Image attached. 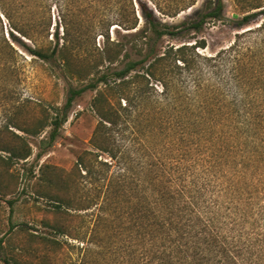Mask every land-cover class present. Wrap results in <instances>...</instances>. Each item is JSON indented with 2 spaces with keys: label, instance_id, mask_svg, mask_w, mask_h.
Segmentation results:
<instances>
[{
  "label": "trees",
  "instance_id": "trees-1",
  "mask_svg": "<svg viewBox=\"0 0 264 264\" xmlns=\"http://www.w3.org/2000/svg\"><path fill=\"white\" fill-rule=\"evenodd\" d=\"M226 1L203 0L172 24L197 0H0L11 37L0 19V67L24 52L67 88L62 106L18 111L0 126V196L14 193L13 167L33 154L27 136L49 129L40 159L75 100L96 91L91 149L69 170L41 166L35 193L53 213L88 209L72 196L85 182L105 203L98 211L125 217L130 264H264V0H228L230 16ZM51 4L63 34L49 39ZM215 22L237 32L202 53L198 35ZM6 202L12 213L15 199ZM43 225L69 234L61 222Z\"/></svg>",
  "mask_w": 264,
  "mask_h": 264
},
{
  "label": "rangeland",
  "instance_id": "rangeland-1",
  "mask_svg": "<svg viewBox=\"0 0 264 264\" xmlns=\"http://www.w3.org/2000/svg\"><path fill=\"white\" fill-rule=\"evenodd\" d=\"M202 2L197 0L192 10L165 20L172 24L179 23L199 9ZM44 5V0L38 4L39 7ZM226 7L230 16L232 8L228 0ZM50 8L47 13L50 19L47 32L49 39L57 29L60 37L63 34L54 5L51 4ZM0 19L5 34L10 30L9 23L1 13ZM236 32L230 23L206 25L198 35V40L203 39L207 46L200 51L205 54L216 53L233 41ZM126 35L130 37L132 33ZM5 37L11 39L6 34ZM85 53L84 50L79 51L77 59L83 60ZM8 62L12 67H0V126L18 111L42 116L50 106L64 104L66 85L62 78L56 79L49 74L44 64L32 60L24 52L21 57L11 58ZM72 84L77 87L82 85L76 81ZM95 94L96 91H87L75 100L56 141L40 159H35V153L39 150L37 145L42 137L47 136L49 129L38 137L27 136L33 154L26 163L19 162L13 167L14 174L19 176L14 193L5 198L0 196V264H130L127 221L124 216L111 213V210L98 211L105 203H101L100 198L93 201L95 190L92 184L82 182L78 191L72 193L74 198L76 196V203L88 209L74 210L72 207L60 214L53 213L52 204L46 197L35 193L37 187L41 190L40 186L43 185L40 180L43 174L41 166L69 170L78 152L91 149L90 138L98 121L91 108ZM10 129L22 134L14 128ZM103 157L106 159V156ZM30 170H33L32 177ZM11 198L15 199L12 213L6 202ZM97 202L100 203L95 205ZM45 221L61 222L69 234H51L49 228L43 225ZM42 236L53 238L56 244L44 242Z\"/></svg>",
  "mask_w": 264,
  "mask_h": 264
}]
</instances>
